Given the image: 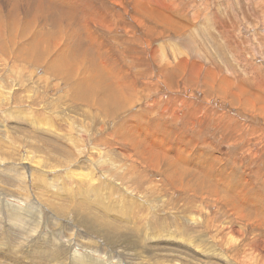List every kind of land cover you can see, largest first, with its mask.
Wrapping results in <instances>:
<instances>
[{
  "label": "rangeland",
  "instance_id": "obj_1",
  "mask_svg": "<svg viewBox=\"0 0 264 264\" xmlns=\"http://www.w3.org/2000/svg\"><path fill=\"white\" fill-rule=\"evenodd\" d=\"M38 1L50 10H34L28 31L26 0L0 5V264H248L244 253L258 257V248L264 254L260 235L243 252L255 231L251 224L239 225L227 208L208 209L205 191L181 190L178 180L182 168L193 170L218 198L229 195L245 207L243 214L264 219V194L250 188L262 192L264 175L256 177L257 165L247 163L264 160V116L260 109L245 113L227 96L210 95L203 70L192 76L203 63L218 80L230 79L231 92L239 93L243 84L264 100V0H76L67 17L59 11H70L69 0ZM67 18L78 45L75 56L67 49L65 61ZM37 35L44 39L40 49L30 42ZM174 52L182 53L175 59ZM85 55L99 63L110 84L135 81L125 112L137 113L134 123L158 124L170 133L172 146L164 135H155L156 141L138 135L181 168L173 167L174 186L156 192L159 166L128 157L129 142L117 133L114 138L113 127L105 129V114L70 102ZM187 57L183 67L178 60ZM132 127L137 132L139 126ZM93 128L101 131L85 132ZM202 143L221 147L215 154L224 160L220 175H207L208 163L191 152ZM93 145L102 153L92 152ZM227 163L238 165L242 189L256 195L248 203L258 206L225 184L223 177L232 178ZM147 174L154 175L152 185L130 186L134 176L144 181ZM182 195L198 199L200 210H179ZM228 248L235 252L232 261L225 256Z\"/></svg>",
  "mask_w": 264,
  "mask_h": 264
},
{
  "label": "bare ground",
  "instance_id": "obj_2",
  "mask_svg": "<svg viewBox=\"0 0 264 264\" xmlns=\"http://www.w3.org/2000/svg\"><path fill=\"white\" fill-rule=\"evenodd\" d=\"M6 1L7 0H0V5ZM16 1L20 2L21 0H16ZM37 1L38 0H26L27 8L30 10V13L26 12L27 13L26 19L23 18L27 31L29 30L32 24V21L33 22L36 21L33 19V15L31 14L32 12H34V10L39 11L42 8H45L46 10H50V7L46 5L43 1H38V2ZM75 1L76 0H69L70 7H71L70 11L69 10L59 11L61 14V17H67L71 13H74ZM165 8L167 11L170 10L169 7L165 6ZM67 12H69L68 15H67ZM65 35H66L64 39L65 43L62 47L61 55L63 59L66 61L68 57V54H66L67 49H69V57L75 56L73 48L75 45H78L77 38L75 37V34L72 31V22L70 21L69 18H67V26H65ZM43 41L44 39L39 38L38 35L34 36L30 40V42L34 43L35 45L34 47H37L38 49H40ZM21 48H20V51H21ZM181 53L178 52L177 54L176 52H174L173 53L174 58L178 59L181 56ZM18 54H20L19 58H22L24 56V53H18ZM84 57L86 58V62L82 66L83 75L80 78L74 79L75 85L73 86V92L71 95L70 102H73L75 106L89 107V108L98 110L101 114H105L104 119H107L110 122L108 127L105 129L109 130L111 129V127H113L114 133H115V135L113 136L114 138H116V133H117L119 138H123V141L129 142L130 147L129 146L128 147L130 149V152L127 153L128 157H132V156L136 157V159L139 161L141 166H144V167H151V166H156V165L159 166V172L156 173V176L159 178V180H157L155 184L153 185V188L155 190L157 189L156 192H159L158 190H164L165 188H168L167 186H174L175 183H174L173 178H175L176 173L174 171L175 168L173 167H178V164L174 163L175 160L173 161L171 157L160 155L158 152H156V150L153 147H150V146L148 147L146 145H143L140 139L141 137L138 135L142 133L143 137L149 141H156L155 135H164L165 137L167 136V141L172 146V140L169 137L170 133L166 131L164 128H161L158 124L154 125V124L147 122L148 123L147 125L143 123H141L142 124L141 125L140 123H134L136 122L137 113L134 114L131 112L130 113L125 112L126 109L130 107L131 105V104L129 105L130 100H132L136 94L134 90H131V87L134 88L135 86V81L131 80L129 84V81L126 78H124L123 83L121 84L120 82V86H114L110 84L111 81L107 80L103 76L99 63L97 62V65H96V60H94L92 57H89L88 55H85ZM183 58H180L178 62H180L183 67L184 66L187 67L189 64L188 57H187V60L186 58L185 59ZM13 61L24 66L22 62L16 59H14ZM201 64L203 63H200L201 67L197 66V68H194L196 72H195V75H192V76H194V79H195L196 76L200 75L199 73L201 72V70L205 72L204 74H207V75L209 74L208 77L207 75L206 77H204L205 79L204 84L207 86V89H208V92H210V95H215L216 97H222V96L226 97L227 96V99L229 98V101H231L233 104H238V106L241 105L245 113L247 111H250L252 113L258 112V110L260 109V114L264 116V103L261 104V102L264 101L262 99L263 94L254 95L251 93H247L243 84L241 85L239 84L240 90L239 89L236 90V92L239 91L240 94L231 92L232 82L230 81L229 78L223 77L221 80H218V73L213 72L211 68H210V71L209 70L206 71V69L202 68ZM99 70L101 72V75L99 73ZM65 71L74 73L76 69L69 68ZM109 72L111 74V70ZM119 73H120V76L123 78L124 76H126L127 70H124V72H122V69H119ZM168 79H169V76L165 80L166 86L169 85ZM93 85L95 86L93 87ZM228 88H230L229 92H227ZM93 124H95L94 119H93ZM133 125L139 126V128H137V132L133 131V127H132ZM263 125L264 123L262 124V126ZM94 128L93 130L92 129L85 130V132L99 134L101 130L94 131ZM263 135H264V132H263ZM261 139L264 140V137ZM97 141L105 145L107 142L105 138H99ZM109 143L112 144L110 139H109ZM176 144L178 147L181 145V142L179 141ZM209 144L210 143L208 144L202 143V146H200L197 149V151L194 150V147H195L194 146L193 148H191V152L193 153L195 157L200 158L204 162L208 163L207 165H204L207 168V173H206L207 175H209L210 172H212L213 175L218 176L222 173L223 168H224V166L221 167V164L224 162V160L217 156L219 153L218 151L221 149V147L220 148L216 147V149H213L214 150L213 151L211 148L209 149L207 147V145L209 146ZM180 149H183V148L179 147L178 150ZM91 151L92 152L97 151L99 153H102L101 149L95 147L94 145L91 147ZM173 156L181 160L185 159V156H183V154L179 155L178 153H175L173 154ZM258 157H261V156H258ZM218 158H219V162L216 163V160H218ZM59 163L64 166L66 165L60 160H59ZM247 163L249 165L256 164L257 168L254 171V175L256 177H260L261 179H263L262 175H264V171H261L260 167L264 168V160L260 162L248 161ZM41 164L44 166L43 162H41ZM105 165L106 164L100 163L98 166H105ZM226 165L231 166L230 163H227ZM236 168L238 169V165H236L235 168L234 166L230 167V169L232 170V178L223 177L225 184L232 189H240L242 191L243 196L245 197L244 200L249 206H258L257 204H254L252 202L248 203V201L254 200V198H252L251 196L256 197V195L254 194L247 195V191L242 189L243 188L242 183H241L242 179L239 177H236V173L239 172L235 170ZM245 169H247V166ZM182 171L184 172L185 175L182 174L178 178L179 181L181 180V190H184V191L193 190V194H195L196 191H200V192L205 191L206 195L208 196L207 201H206L207 203L206 207L208 209L212 206H219L221 207V210H225L227 208L234 215V218L239 219L238 220L239 225L243 226L245 224H251L253 226L255 231L253 234L249 235V238H248L249 243L245 244L247 245V249L244 250L243 252H247L249 250L248 244L250 245L251 243H253L257 239V235H260L262 241L264 242V226L255 224L258 221L264 222L263 218L253 213H251L252 217L250 216V214H247V215L243 214L244 208H245L244 206H240L229 195L221 196L218 198L217 191L212 185L209 184L206 178L202 179L196 172L190 169L182 168ZM147 173H150V172L147 171ZM190 175H194L195 177L194 183ZM153 177L154 175L147 174V176H142V178L144 179L143 181L140 178L136 180L134 176L133 179L129 181V183L132 184L130 186H135L136 189L137 188L143 189V187H141L139 184L142 182H145V183L148 182L149 184L151 183L152 185L153 180H154ZM171 180L173 182H171ZM125 186L129 187V185H125ZM250 188L254 190L260 197L263 196L264 189L262 192H260V189L258 188V186L253 187L251 185ZM216 201L219 202V205H217ZM196 202H199V200L196 198H191L187 200L186 197L182 195V197L179 199V210H182L185 213H190L193 209H195L196 211H199L200 207L196 204ZM59 210H61L63 213H65L66 211L65 207H60ZM228 249L231 254H226L225 256L228 260L232 261V258L234 259L235 252L230 248ZM254 249L255 251L259 253L258 257H255L252 252L244 253L245 259L247 260L248 264H264V254H262L258 248H254ZM263 251H264V246H263Z\"/></svg>",
  "mask_w": 264,
  "mask_h": 264
}]
</instances>
